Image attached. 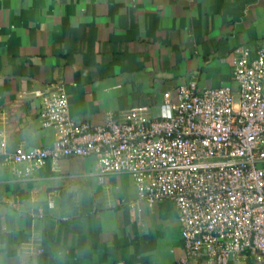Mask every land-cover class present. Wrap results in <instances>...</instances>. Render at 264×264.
Instances as JSON below:
<instances>
[{"label":"crops","instance_id":"1","mask_svg":"<svg viewBox=\"0 0 264 264\" xmlns=\"http://www.w3.org/2000/svg\"><path fill=\"white\" fill-rule=\"evenodd\" d=\"M264 41V0H0V131L6 151L49 148L39 96L59 84L71 116L102 125L177 86L235 87L234 59ZM49 202L51 206H49ZM0 264H208L184 255L176 207L138 200L92 158L0 164ZM228 264H264L249 253Z\"/></svg>","mask_w":264,"mask_h":264},{"label":"built area","instance_id":"2","mask_svg":"<svg viewBox=\"0 0 264 264\" xmlns=\"http://www.w3.org/2000/svg\"><path fill=\"white\" fill-rule=\"evenodd\" d=\"M235 87L177 86L163 102L171 114L154 118L144 106L102 125L75 120L56 84L40 94L38 120L55 132L49 148L6 151L0 164L92 158L100 174H127L138 200L170 201L178 214L184 255L208 264L232 256H264V41L233 61ZM49 206L51 203L49 202Z\"/></svg>","mask_w":264,"mask_h":264}]
</instances>
